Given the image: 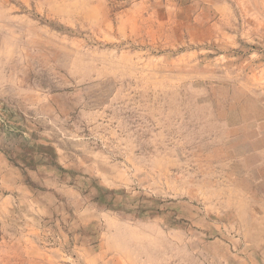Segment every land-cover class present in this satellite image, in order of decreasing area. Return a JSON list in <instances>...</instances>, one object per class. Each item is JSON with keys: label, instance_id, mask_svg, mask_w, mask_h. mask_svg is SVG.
<instances>
[{"label": "rangeland", "instance_id": "374dc122", "mask_svg": "<svg viewBox=\"0 0 264 264\" xmlns=\"http://www.w3.org/2000/svg\"><path fill=\"white\" fill-rule=\"evenodd\" d=\"M224 1L0 0V264H264V2Z\"/></svg>", "mask_w": 264, "mask_h": 264}, {"label": "crops", "instance_id": "0c3cea01", "mask_svg": "<svg viewBox=\"0 0 264 264\" xmlns=\"http://www.w3.org/2000/svg\"><path fill=\"white\" fill-rule=\"evenodd\" d=\"M209 1H211V2H209L211 5H212V12H214L215 14H216V16H217V18H218V20L219 19H221V17L222 16H224V15H232L233 14V11L231 10V8H230V6L228 5V3H226V1H224V0H209ZM236 1V0H235ZM238 2H240V5L242 6V7H245V5L250 1V0H237ZM236 1V3H238ZM260 1H263L264 2V0H260ZM254 8V7H253ZM256 9H258L257 7H255ZM253 10V9H252ZM259 10V9H258ZM256 13H258V14H260L261 15V17L263 16V13H262V11H260V12H253V14H256ZM260 20V19H259ZM231 22H232V20H231ZM255 24H252V27L254 28V29H256V28H263L264 26L260 23L259 24V26H257V25H255ZM256 27V28H255ZM246 28V27H245ZM244 28V29H245ZM236 35L237 34H235V35H233V34H231L230 35V37L232 38V39H234L235 37H236ZM254 41H255V39H253Z\"/></svg>", "mask_w": 264, "mask_h": 264}]
</instances>
